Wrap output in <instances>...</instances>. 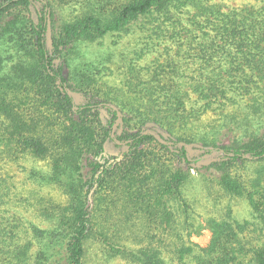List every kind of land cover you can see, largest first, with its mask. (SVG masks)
Returning <instances> with one entry per match:
<instances>
[{"label":"trees","instance_id":"trees-1","mask_svg":"<svg viewBox=\"0 0 264 264\" xmlns=\"http://www.w3.org/2000/svg\"><path fill=\"white\" fill-rule=\"evenodd\" d=\"M126 38L128 92L90 93ZM209 111V129L184 131ZM199 166L255 213L227 206L205 247ZM94 257L264 264V1L0 0V264Z\"/></svg>","mask_w":264,"mask_h":264},{"label":"rangeland","instance_id":"rangeland-1","mask_svg":"<svg viewBox=\"0 0 264 264\" xmlns=\"http://www.w3.org/2000/svg\"><path fill=\"white\" fill-rule=\"evenodd\" d=\"M218 3L223 5L225 9L229 8H235V7H245V6H252V5H259L264 0H216ZM62 4V3H61ZM73 6V1H71L69 4H66L67 8H70V6ZM33 13L36 14L34 8L32 9ZM130 40V38H128ZM127 38L125 40H122V44L119 47V50L116 52L115 57V63L112 64V69L114 70H108L107 73L104 75L102 80L95 81L92 85V88H95L90 93H97V89L102 92V90H106L112 94L122 92L123 94L128 92L127 87V81L129 79V73L127 70V65L124 63V59L122 58V50L123 47L129 44V40ZM152 61L155 59V55L152 54L149 56ZM142 63V62H141ZM105 80V85L110 86H104L102 83ZM102 85L104 89L102 88ZM77 99L79 102H83L86 99V95L84 93H78ZM128 95V94H127ZM229 110H234V108H229ZM105 117L108 118L109 115L105 114ZM218 117V113L214 111H209V113H206L202 115L199 119L192 121L186 128L185 132L190 134L197 131H204L209 129L208 126L212 125L214 123L215 118ZM148 128V127H145ZM224 138V137H223ZM196 146V145H195ZM195 146H190L192 148V153H197L195 151ZM200 167V166H199ZM262 168V166H259L258 164L254 162H248L244 163L241 166H238V173L243 174L247 179H252L257 176V173L259 169ZM193 174L195 175V181H196V193L197 195L195 198L199 201L196 203L195 208V217L197 218L199 225L203 226L201 229L199 228V233H196L193 235L192 240L199 244L200 246H207L208 243L211 240L212 232L207 227L208 219L216 217L217 216H223L225 209L227 206H230L233 211V216L240 220H253L254 219V210L250 204V202L245 197L235 196L234 194L227 193L225 191H222L218 185H216L214 182H211L209 177H211V169H208L204 166L200 167V172L193 170ZM203 176H206V179L203 178ZM46 192V191H45ZM44 191H42V194H45ZM58 191H51L52 195H56ZM47 192V194H49ZM221 214V215H220ZM224 217V216H223ZM95 250L92 249V253ZM95 261V264H99L103 262V259H100L98 257H94L93 263ZM108 264H125L124 262H121L119 260H114L108 262Z\"/></svg>","mask_w":264,"mask_h":264}]
</instances>
